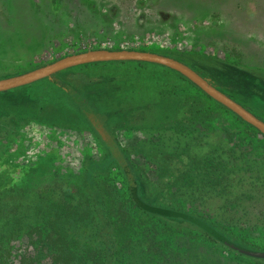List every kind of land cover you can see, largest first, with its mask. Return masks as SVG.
Listing matches in <instances>:
<instances>
[{
	"label": "rangeland",
	"instance_id": "1",
	"mask_svg": "<svg viewBox=\"0 0 264 264\" xmlns=\"http://www.w3.org/2000/svg\"><path fill=\"white\" fill-rule=\"evenodd\" d=\"M96 49L179 59L264 121V0H0V80ZM169 69L92 63L0 93V264H49L45 229L29 231L45 224L65 194L81 214L102 209L105 190L108 220L128 225L120 207H137L125 151L138 145L134 163L150 182L149 192L137 193L141 201L154 203L151 195L164 186L162 161L186 153L205 159L199 177L175 173L171 199L264 251V135L189 82L163 95L160 78ZM164 101L206 106L212 124L204 133L184 129L172 122L181 113ZM147 216L139 228L165 242V256L153 258L134 236L116 264H264L179 231L181 221Z\"/></svg>",
	"mask_w": 264,
	"mask_h": 264
},
{
	"label": "trees",
	"instance_id": "2",
	"mask_svg": "<svg viewBox=\"0 0 264 264\" xmlns=\"http://www.w3.org/2000/svg\"><path fill=\"white\" fill-rule=\"evenodd\" d=\"M169 70L172 72V74L170 72L163 73V77L160 78V80H163L164 85V88H162V94L166 93L165 91H168L167 89H169L170 87L178 85L179 83H182L184 81L189 82L190 84L198 88L194 83H192L189 79H187L179 72H175V70L173 71L172 69ZM172 75H174V77H171ZM198 89L201 90L200 88ZM163 95L171 97L166 94ZM164 103L170 104L171 102L164 101ZM170 105H172L173 108L178 107V112L181 113V116L177 117V120L174 118L172 122H174L175 120L177 122H183L186 110H188V108L184 107H188L190 105V102H184L183 104V102L180 101L179 106L176 107H174L173 104ZM181 107L183 108L180 109ZM179 118L182 119L178 120ZM127 165V171L125 174L128 179H130L129 182L131 196L134 199L137 207V209L133 211L134 213H132L129 206L121 205L120 210L125 214V216H131V221L128 223V225L124 224V226H119L116 224H112V222L108 220L110 212L108 205L111 200L109 197L105 196V190H101L103 200L102 203L104 204L102 209H93L92 207H90L86 211L81 212V214L72 209L67 201L69 194H65V198L61 199V203L56 205L55 208L51 209V211H48L47 216H45L44 214V220L46 217L45 224L33 226L29 231L30 234H34L35 231L45 229V232L47 233L45 236L47 241V248H51L52 251L51 259H49V264H116L117 262L115 261V255L123 247L130 243V240H132L134 236L143 239L148 247V250L152 251L151 256L153 258H160L162 256H165V242L158 241L156 237H151L150 233H142L141 229L139 228V223L144 219V216L146 215H148L147 217H149V215L157 217L159 220L166 223H168L170 219H175L177 220V222L181 221L183 222V224H185V226H178L179 231L189 233L190 235L195 234V236L199 238L204 236L212 241H216L213 235L201 226L190 222L185 218L165 215L161 212H157L156 210L175 211L178 213L195 216L209 224L210 228H213L214 230L219 231L230 238V236H228L225 231H223L218 226L210 223L202 217L187 212L185 209H171L165 206H161L159 203H157L158 200H156L158 199V196H155L153 198V196L149 193L151 195V199H153L154 202L151 204L144 202L143 200L141 201L137 197V193H139V190H144L141 189L140 186L141 180L137 177L135 171L130 166L129 161ZM97 185L99 187L98 183ZM147 192H149V190ZM91 215L93 216V219L89 222H86L87 219L89 220V217ZM84 227L86 228V230L83 231L82 228ZM103 227H106L108 230L106 236L104 235ZM94 228H96L95 233L93 232ZM84 237L86 239L82 241V238ZM216 242L218 243V241Z\"/></svg>",
	"mask_w": 264,
	"mask_h": 264
},
{
	"label": "water",
	"instance_id": "3",
	"mask_svg": "<svg viewBox=\"0 0 264 264\" xmlns=\"http://www.w3.org/2000/svg\"><path fill=\"white\" fill-rule=\"evenodd\" d=\"M111 61H140L149 62L166 66L172 70H175L193 82L198 88H200L209 97L214 99L216 102L222 104L238 117H240L247 124L257 129L264 135V121L254 115L252 112L247 110L240 103L236 102L223 91L213 86L208 80H206L196 70L185 64L184 62L175 58L161 55L151 51H137V50H109V49H96L89 50L82 53L69 55L66 57L59 58L48 64L34 68L26 73L16 75L10 78L0 80V93L6 92L12 89L20 88L33 84L45 78H52L55 74L64 70L74 68L81 65H87L92 63L111 62ZM165 215L181 217L193 222L208 232H210L218 243L221 245L249 258L263 259L264 251L256 250L244 246L238 242L233 241L225 234L210 228L209 224L202 221L201 219L178 213L175 211L167 210H156Z\"/></svg>",
	"mask_w": 264,
	"mask_h": 264
},
{
	"label": "flooded vegetation",
	"instance_id": "4",
	"mask_svg": "<svg viewBox=\"0 0 264 264\" xmlns=\"http://www.w3.org/2000/svg\"><path fill=\"white\" fill-rule=\"evenodd\" d=\"M200 91L204 93L202 90ZM204 94L207 95L206 93ZM182 108L183 107H181L180 109ZM184 108H188V110H186V113L184 115L185 117L183 118V123H181L184 129H187L189 131H194V132L198 131V132L204 133L206 130V127H208V123L210 122L209 124L210 125L212 124V121H210V118H209V114L211 113L210 108H207L206 106H197L194 103H190L188 107H184ZM222 108L229 111L232 114L231 116L234 120H237L238 118H239L238 120H241L240 117H238L228 108L226 107H222ZM175 109L178 110L179 108L177 107V108H174V110ZM180 119L182 118H179L178 120ZM176 120H175V123H176ZM203 125H205V127H203ZM132 146H135V145H132ZM141 150L142 148L138 145V147H136L133 152L129 150L127 151L124 150V151L127 154V158L130 163V166L135 171L137 177L141 180V185H140L141 189L148 191L149 183H150V182L148 183V187H147L146 180L148 176L146 175V172L142 168L138 167L134 163V157L136 156V154H140ZM164 155L165 154L162 153L161 156L164 157ZM172 156H173V159H171L170 161H167V160L162 161L163 165H161L159 171L163 173L162 175L165 178V184L163 187L156 189L155 193L157 196L159 194L158 203L161 206H165L171 209H184V207L181 204H179L177 200L171 199L170 197V193L172 190V181H175L176 179L175 173L179 172L182 176L190 175V177H199L202 174V169H205L204 168L205 166L203 165V163L205 162V159H199L198 157L189 159L187 153L184 155H172ZM197 160H200L202 162L200 168H198L199 166L196 165Z\"/></svg>",
	"mask_w": 264,
	"mask_h": 264
}]
</instances>
